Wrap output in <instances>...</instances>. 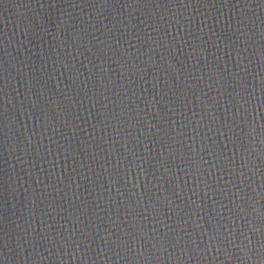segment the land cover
I'll return each instance as SVG.
<instances>
[{
  "label": "water",
  "instance_id": "1",
  "mask_svg": "<svg viewBox=\"0 0 264 264\" xmlns=\"http://www.w3.org/2000/svg\"><path fill=\"white\" fill-rule=\"evenodd\" d=\"M0 264H264V0H0Z\"/></svg>",
  "mask_w": 264,
  "mask_h": 264
}]
</instances>
